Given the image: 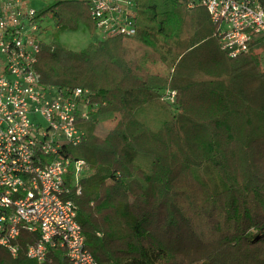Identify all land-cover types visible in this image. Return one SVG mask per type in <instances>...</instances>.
<instances>
[{
    "label": "trees",
    "instance_id": "1",
    "mask_svg": "<svg viewBox=\"0 0 264 264\" xmlns=\"http://www.w3.org/2000/svg\"><path fill=\"white\" fill-rule=\"evenodd\" d=\"M134 1V37L73 51L45 35L37 55L43 86L88 91L84 141L62 150L87 164L81 193L70 178L66 197L86 247L98 264H264V36L230 57L201 5ZM37 17L41 31L49 18L61 33L99 34L89 0H55ZM36 240L23 231L18 256L0 247V264H38L27 255ZM44 264L67 262L52 250Z\"/></svg>",
    "mask_w": 264,
    "mask_h": 264
},
{
    "label": "built area",
    "instance_id": "2",
    "mask_svg": "<svg viewBox=\"0 0 264 264\" xmlns=\"http://www.w3.org/2000/svg\"><path fill=\"white\" fill-rule=\"evenodd\" d=\"M103 38L137 34L134 0H89ZM201 5L218 26L230 57L250 50L264 36V7L258 0H187ZM38 10L29 0H0V247L19 254L23 231L36 234L28 258L44 264L52 250L67 264H98L86 247L78 208L67 199L68 180L78 194L87 164L62 155L84 141L79 118L87 117L88 91L43 86L36 70L42 40ZM173 95H175L173 93Z\"/></svg>",
    "mask_w": 264,
    "mask_h": 264
},
{
    "label": "rangeland",
    "instance_id": "3",
    "mask_svg": "<svg viewBox=\"0 0 264 264\" xmlns=\"http://www.w3.org/2000/svg\"><path fill=\"white\" fill-rule=\"evenodd\" d=\"M33 1L32 4L35 9L38 11L40 9L36 7H40L41 9L53 4L55 0H29ZM38 4V5H37ZM46 27H48L47 31L42 30L41 33L43 37L45 35L48 36L49 42H60L64 47L73 50V51H80L87 46H89L93 42H97V40L102 38L101 34H91L84 25H81L79 29H77L74 32L69 33H61L58 29V26L56 25L55 21L49 20V18L46 19L45 23ZM99 35V36H98ZM142 47V45L140 46ZM139 51V57H141L142 61H145V65L147 68H149L152 72H159L160 68L162 67L160 65V62L155 58L151 50L147 51L145 54L143 50L138 49ZM148 55V56H147ZM151 61V63H150ZM161 72V71H160ZM115 125V121L111 123H107L104 125H101L99 127V134L101 136H105Z\"/></svg>",
    "mask_w": 264,
    "mask_h": 264
},
{
    "label": "crops",
    "instance_id": "4",
    "mask_svg": "<svg viewBox=\"0 0 264 264\" xmlns=\"http://www.w3.org/2000/svg\"><path fill=\"white\" fill-rule=\"evenodd\" d=\"M34 2L33 1H30V4L32 5ZM38 5V4H37ZM33 6V5H32ZM38 9H41L40 7H36Z\"/></svg>",
    "mask_w": 264,
    "mask_h": 264
}]
</instances>
